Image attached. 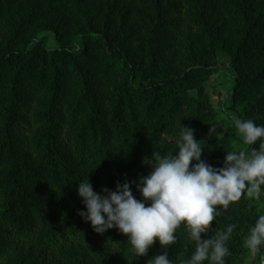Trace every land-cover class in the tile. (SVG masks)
Wrapping results in <instances>:
<instances>
[{"label":"trees","instance_id":"16d2710c","mask_svg":"<svg viewBox=\"0 0 264 264\" xmlns=\"http://www.w3.org/2000/svg\"><path fill=\"white\" fill-rule=\"evenodd\" d=\"M99 46L110 64L96 70L88 62ZM140 79L130 52L114 49L99 31L80 32L72 47L52 48L37 38L0 55V264H56L77 250H132L117 229L99 234L84 221L76 189L88 178L98 193L115 190L117 182L138 183L152 171L145 161L174 154L166 141L176 140L183 124L192 128L181 100L166 98L173 80L147 86ZM196 139L203 152L211 146V139ZM132 191L142 199L135 184Z\"/></svg>","mask_w":264,"mask_h":264},{"label":"rangeland","instance_id":"374dc122","mask_svg":"<svg viewBox=\"0 0 264 264\" xmlns=\"http://www.w3.org/2000/svg\"><path fill=\"white\" fill-rule=\"evenodd\" d=\"M263 15L264 0H0V55L37 38L55 48L72 47L84 31L108 35L114 49L130 52L143 85L174 81V90L166 98L181 100L195 138L212 140L203 152L204 160L214 157L211 165L222 167L226 151H248L251 146L243 143L232 118L264 125V19L256 21ZM246 39L247 49L239 53ZM103 50V46L96 48L89 68L100 70L110 64ZM40 67L38 63L32 68L33 75ZM201 67L209 71L201 72ZM237 82L242 87L238 95ZM40 101L38 96L36 102ZM213 126L217 131L210 134ZM175 141L166 142L177 149ZM219 143L223 153L218 158ZM260 214H264V191L259 200L242 196L221 211L202 238L236 224L227 242L225 264H261L264 246L252 253L243 243ZM175 235L176 242L166 250L172 264H181L191 256L195 243L183 224ZM163 251L157 240L146 256L122 248L94 253L77 250L71 259L56 264H147Z\"/></svg>","mask_w":264,"mask_h":264},{"label":"clouds","instance_id":"9594fccd","mask_svg":"<svg viewBox=\"0 0 264 264\" xmlns=\"http://www.w3.org/2000/svg\"><path fill=\"white\" fill-rule=\"evenodd\" d=\"M232 120L243 143L259 142L258 147L226 151L223 166L214 167L202 159L205 147L195 138L194 129L183 124L175 141L178 151L147 159L145 163L151 165L152 171L140 176L138 183L117 182L115 190L105 187L98 193L89 178L80 180L76 190L86 211L78 214L99 234L115 228L127 236L138 257L146 256L158 240L165 251L154 255L147 264H172L166 248L176 242L175 233L182 224L195 249L181 264H225L229 255L227 242L236 224L207 238L201 234H208L212 222L231 203L242 196L259 200L264 191V125L253 119ZM216 131L213 126L210 134ZM133 184L142 199L134 196ZM243 243L252 253L264 246V214L257 216Z\"/></svg>","mask_w":264,"mask_h":264}]
</instances>
